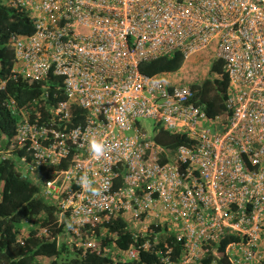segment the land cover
Segmentation results:
<instances>
[{
  "label": "built area",
  "instance_id": "built-area-1",
  "mask_svg": "<svg viewBox=\"0 0 264 264\" xmlns=\"http://www.w3.org/2000/svg\"><path fill=\"white\" fill-rule=\"evenodd\" d=\"M3 5L32 24L27 34H8L9 75L38 83L41 99L2 100L18 115L0 160H16L17 174L39 186L60 225L52 232L24 219L19 242L29 224L83 255L264 264V0ZM173 51L183 62L197 57L196 65L221 60L227 87L219 114L206 116L191 100L192 81L174 71L139 70L140 61ZM161 131L183 140L162 143ZM93 137L105 147L99 159ZM116 218L130 237L118 253Z\"/></svg>",
  "mask_w": 264,
  "mask_h": 264
},
{
  "label": "trees",
  "instance_id": "trees-1",
  "mask_svg": "<svg viewBox=\"0 0 264 264\" xmlns=\"http://www.w3.org/2000/svg\"><path fill=\"white\" fill-rule=\"evenodd\" d=\"M32 30V24L22 12L5 8L0 0V79L4 80L0 88V142H7L13 133L17 112H12L2 104V100L12 96L20 106L32 97L39 98L41 91L38 83L28 82L21 75L10 76L12 66V50L8 45V34L14 31L27 34ZM183 63L180 52L157 55L138 63L140 71L154 74L165 71H175ZM208 75L198 81H192L191 100L203 109L206 116L212 117L221 112L223 99L227 87L226 75L222 70L220 59L212 60L208 66ZM211 73H215L212 75ZM210 74V75H209ZM162 143H177L183 140L182 135L161 131L155 137ZM18 151H21L20 149ZM15 159L0 160V264H41L36 257L49 256L43 264H141L148 260L147 252H140L139 258L133 262L114 259L109 255L95 253L80 254L78 250L69 247L63 240L56 242L36 235V227L27 225L25 232L17 239L21 232L24 219L37 221L41 225H48L52 232L60 229L57 225L53 207L40 195L39 186L17 174ZM18 183V184H17ZM17 184V187H14ZM43 214L42 216L39 214ZM124 222L116 218L111 228L118 227L119 238L116 239L114 249H124L130 239L126 230H122ZM23 226V225H22Z\"/></svg>",
  "mask_w": 264,
  "mask_h": 264
},
{
  "label": "rangeland",
  "instance_id": "rangeland-1",
  "mask_svg": "<svg viewBox=\"0 0 264 264\" xmlns=\"http://www.w3.org/2000/svg\"><path fill=\"white\" fill-rule=\"evenodd\" d=\"M198 61H199V59L194 56V58L192 57L189 60L183 62L182 65L177 70L174 71V73H173L174 77L176 78L177 77L176 74H177L178 79L179 78H182V79L186 78L190 81H198V80L202 79L204 76L208 75L209 63L205 62V63H202V65H196L198 63ZM211 74L214 75V73H211ZM137 120H138V124L144 126L146 131L151 128L150 119L138 118ZM17 184H15L14 187H17ZM44 260L47 261V258H44Z\"/></svg>",
  "mask_w": 264,
  "mask_h": 264
},
{
  "label": "clouds",
  "instance_id": "clouds-1",
  "mask_svg": "<svg viewBox=\"0 0 264 264\" xmlns=\"http://www.w3.org/2000/svg\"><path fill=\"white\" fill-rule=\"evenodd\" d=\"M90 151L94 157L99 159L105 153V147H104L103 142L93 137L90 141Z\"/></svg>",
  "mask_w": 264,
  "mask_h": 264
},
{
  "label": "crops",
  "instance_id": "crops-1",
  "mask_svg": "<svg viewBox=\"0 0 264 264\" xmlns=\"http://www.w3.org/2000/svg\"><path fill=\"white\" fill-rule=\"evenodd\" d=\"M37 258V260L41 263V264H43V263H46L47 261H48V259H49V257H46V256H44V255H42V256H38V257H36ZM44 258H47V261L46 260H44ZM43 259V260H42Z\"/></svg>",
  "mask_w": 264,
  "mask_h": 264
}]
</instances>
